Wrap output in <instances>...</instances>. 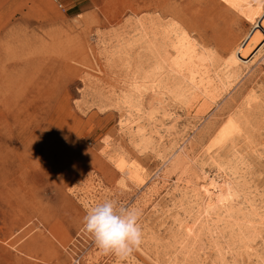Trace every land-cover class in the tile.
I'll use <instances>...</instances> for the list:
<instances>
[{"label":"rangeland","instance_id":"1","mask_svg":"<svg viewBox=\"0 0 264 264\" xmlns=\"http://www.w3.org/2000/svg\"><path fill=\"white\" fill-rule=\"evenodd\" d=\"M218 3L0 0V264H117L83 228L106 199L142 210L122 264H264V49L198 104L152 83L153 37L197 48ZM214 173L236 194L221 214L189 191Z\"/></svg>","mask_w":264,"mask_h":264},{"label":"bare ground","instance_id":"2","mask_svg":"<svg viewBox=\"0 0 264 264\" xmlns=\"http://www.w3.org/2000/svg\"><path fill=\"white\" fill-rule=\"evenodd\" d=\"M217 1L218 6L226 11L228 20L220 33H216L218 30L213 28L209 36H206V31L200 30L203 33L198 36L200 38L197 40V48L194 42L192 43L188 36L184 35L185 33L174 32L176 40L174 39L173 42V52L166 50L168 54L170 53L168 55L162 52L160 41L153 37L150 44L152 83L156 87V92L158 89V94L164 92L160 89L163 90L169 85V91L179 100L192 105L196 102L198 104L200 99L205 97L203 100H206V94L212 92L218 83H223V79L238 78L242 68L249 70L261 54L264 49V0ZM256 16L260 17L258 22L253 21L251 26L246 28L247 30L238 32L236 26L252 21ZM254 51L255 53L248 60V56ZM154 107L155 110L160 109L161 102L156 100ZM227 123L230 128L235 127V131L237 130V121L234 118H228ZM229 184L230 178L214 173L213 176L204 175L201 179H196L189 191L196 203L200 206L202 204L206 212L221 214L229 210L230 203L236 195L235 192H230Z\"/></svg>","mask_w":264,"mask_h":264},{"label":"clouds","instance_id":"3","mask_svg":"<svg viewBox=\"0 0 264 264\" xmlns=\"http://www.w3.org/2000/svg\"><path fill=\"white\" fill-rule=\"evenodd\" d=\"M142 210L106 199L87 209L84 230L93 237L98 250L114 255L122 264L143 242Z\"/></svg>","mask_w":264,"mask_h":264},{"label":"built area","instance_id":"4","mask_svg":"<svg viewBox=\"0 0 264 264\" xmlns=\"http://www.w3.org/2000/svg\"><path fill=\"white\" fill-rule=\"evenodd\" d=\"M52 1H55L56 2L57 0H52Z\"/></svg>","mask_w":264,"mask_h":264}]
</instances>
